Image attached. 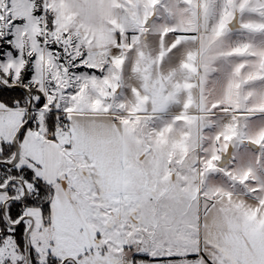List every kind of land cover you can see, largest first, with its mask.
<instances>
[{"label": "snow or ice", "instance_id": "1", "mask_svg": "<svg viewBox=\"0 0 264 264\" xmlns=\"http://www.w3.org/2000/svg\"><path fill=\"white\" fill-rule=\"evenodd\" d=\"M0 264H264V0H0Z\"/></svg>", "mask_w": 264, "mask_h": 264}]
</instances>
